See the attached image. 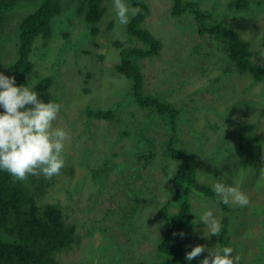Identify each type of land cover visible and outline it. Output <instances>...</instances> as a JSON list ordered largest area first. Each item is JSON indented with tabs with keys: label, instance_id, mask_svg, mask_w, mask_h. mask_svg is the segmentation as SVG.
Here are the masks:
<instances>
[{
	"label": "rangeland",
	"instance_id": "374dc122",
	"mask_svg": "<svg viewBox=\"0 0 264 264\" xmlns=\"http://www.w3.org/2000/svg\"><path fill=\"white\" fill-rule=\"evenodd\" d=\"M144 1L152 11L144 27L164 47L158 57L137 60L144 75L142 96L159 97L180 109L179 148L197 157L202 182L214 187L221 178L214 177L213 168L227 166L233 171L238 169L237 156L249 160L246 172L233 176L234 186L248 196L249 204H227L231 221L225 247L234 249L240 264H264L258 260L264 257L260 250L264 247V82H257L252 74L230 71L232 63L221 42L200 35L190 14L173 17L171 0ZM195 1H202L215 21L235 22L237 0ZM45 2L25 0L3 13L0 72L18 62L19 27ZM113 3L103 1L104 16L92 23L87 10L78 13L81 0H62L51 35L36 38L31 53L34 66L25 84L34 91L41 79L54 78L51 92L62 109L53 126L69 134L61 174L28 178L45 182L41 189H31L40 206H63L67 224L77 226L80 243L60 254L63 264L159 261L156 246L166 226L160 208L172 195V177L179 164L165 153L172 137L171 121L152 107L139 106L131 82L118 70L122 53L115 42L143 45L128 33L133 17L127 25L119 24ZM259 12L258 17L247 12L246 26L239 32L256 53L257 64L264 62L262 8ZM98 110L113 111L116 118L91 119L90 112ZM141 128L146 135H141ZM191 201L196 214L211 210L221 223L224 214L214 199L193 195ZM196 222L187 232L186 253L196 245L221 250L219 236H205L206 225ZM207 255L206 251L189 264H200Z\"/></svg>",
	"mask_w": 264,
	"mask_h": 264
},
{
	"label": "trees",
	"instance_id": "16d2710c",
	"mask_svg": "<svg viewBox=\"0 0 264 264\" xmlns=\"http://www.w3.org/2000/svg\"><path fill=\"white\" fill-rule=\"evenodd\" d=\"M22 1L25 0H0V32L5 10L16 8ZM103 1L105 0H81L82 8L78 13L87 10L88 21L97 23L105 13L102 7ZM127 1L132 7H140L143 10L141 14L133 17L128 26V33L134 37L132 39L141 42L143 47L136 48L125 46L122 42H115L116 47H121L119 49L122 53L118 70L131 82L132 93L137 97L136 102L139 106L152 107L159 115L171 121L172 137L166 142L165 153L179 163L172 177V195L160 208L161 217L166 224L156 246V258L160 260L151 264H189V261L185 259L187 232L196 226L192 222L198 221L201 216L196 214L191 197L204 195V198L214 199L218 203L217 206L224 214L221 221L222 231L218 240L222 248L229 241L230 207L215 194L211 184L199 179L197 157L179 148L180 109L159 97L143 98L144 75L137 60L160 56L164 44L152 34V31L144 27L152 14L147 3L144 0ZM171 1L173 17L180 18L190 14L197 22L200 35L215 37L221 42L232 63L229 66L230 71L234 72L233 69H236L240 73L252 74L257 82H264V62L261 64L255 62L256 53L251 49L249 41L243 39L239 33L240 27L246 26L244 17L247 16V12L256 14L258 17L262 15V12H259V8H262L264 13V7L261 5L264 0L235 1L232 16L235 22L215 21L212 11L203 8L202 1ZM61 2L62 0H46L37 13L30 15L21 23L17 50L19 60L2 70L3 74L16 78L17 86L27 84V78L34 66L31 53L36 38L42 34L46 38L51 35L53 29L51 23L61 12ZM239 14L242 15L239 16ZM112 24L111 22L110 28ZM96 32L97 29L94 34ZM53 83L54 78L46 77L34 87V91L45 103L57 101L55 100L57 97L51 92ZM90 114L91 119L113 121L116 118V113L110 110L91 111ZM141 130V135H146L142 128ZM152 155L151 157H154ZM239 156L242 158L237 156L234 160L238 169L230 171L231 168L224 166L213 168L210 172L218 180L221 178L219 182L226 186H234L233 176L238 177L241 172H246V163L249 161L245 156ZM232 157L234 158L235 155ZM144 158L148 160V156ZM44 183L35 179L14 182L9 173L0 170V264H63L59 259L60 254L80 243L81 237L77 233V226L67 224L63 206L53 203L44 206L38 204L36 195L31 189L34 190V187L41 189ZM173 209L175 211H172ZM131 215H133L132 211ZM181 232L184 233L183 237L179 235ZM260 250L263 251L264 247ZM258 260L263 261L264 257L261 256Z\"/></svg>",
	"mask_w": 264,
	"mask_h": 264
},
{
	"label": "clouds",
	"instance_id": "9594fccd",
	"mask_svg": "<svg viewBox=\"0 0 264 264\" xmlns=\"http://www.w3.org/2000/svg\"><path fill=\"white\" fill-rule=\"evenodd\" d=\"M113 7L121 25H127L132 17L143 11L125 0H114ZM0 108L3 109L0 112V170L9 173L14 182L27 181L30 176L37 175L46 179L59 176L66 167L64 150L69 140L66 130L53 126L61 112V104L43 102L31 87L17 86L14 76L0 72ZM213 190L226 205L245 207L249 204L248 196L239 187L217 182ZM199 222L208 229L205 236H220L222 225L211 210H204ZM179 235L183 237L184 233ZM206 251L208 255L200 264H240L232 247L212 251L205 245H196L186 253L185 259L191 262Z\"/></svg>",
	"mask_w": 264,
	"mask_h": 264
},
{
	"label": "bare ground",
	"instance_id": "6f19581e",
	"mask_svg": "<svg viewBox=\"0 0 264 264\" xmlns=\"http://www.w3.org/2000/svg\"><path fill=\"white\" fill-rule=\"evenodd\" d=\"M177 166H178V164H177ZM175 171V170H174ZM211 202V201H210ZM263 223H264V221H263Z\"/></svg>",
	"mask_w": 264,
	"mask_h": 264
}]
</instances>
